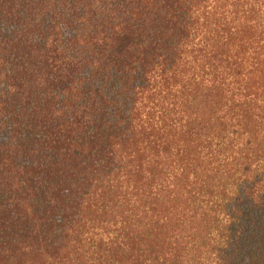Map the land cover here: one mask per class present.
I'll return each mask as SVG.
<instances>
[{"label":"trees","instance_id":"trees-1","mask_svg":"<svg viewBox=\"0 0 264 264\" xmlns=\"http://www.w3.org/2000/svg\"><path fill=\"white\" fill-rule=\"evenodd\" d=\"M0 264H264V0H0Z\"/></svg>","mask_w":264,"mask_h":264}]
</instances>
